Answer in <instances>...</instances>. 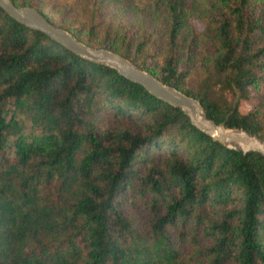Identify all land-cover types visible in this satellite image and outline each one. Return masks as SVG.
<instances>
[{"label":"trees","instance_id":"16d2710c","mask_svg":"<svg viewBox=\"0 0 264 264\" xmlns=\"http://www.w3.org/2000/svg\"><path fill=\"white\" fill-rule=\"evenodd\" d=\"M11 1L264 138V0ZM0 264H264V156L0 8Z\"/></svg>","mask_w":264,"mask_h":264},{"label":"water","instance_id":"95a60500","mask_svg":"<svg viewBox=\"0 0 264 264\" xmlns=\"http://www.w3.org/2000/svg\"><path fill=\"white\" fill-rule=\"evenodd\" d=\"M0 8L16 21L47 34L75 54L93 62L110 66L122 76L141 84L150 94L169 103L188 117L201 132L222 144L243 152H257L264 156V138L244 128H228L207 117L197 98L187 95L170 84L163 83L149 71L141 69L128 58L104 47H92L55 26L33 6L15 5L11 0H0Z\"/></svg>","mask_w":264,"mask_h":264},{"label":"rangeland","instance_id":"374dc122","mask_svg":"<svg viewBox=\"0 0 264 264\" xmlns=\"http://www.w3.org/2000/svg\"><path fill=\"white\" fill-rule=\"evenodd\" d=\"M192 23L194 24L197 30H200L203 26V24L196 19H192ZM207 89L209 96H214L216 94V90L212 88H207ZM222 94H224V96L228 99H233L235 97L234 93H232L231 91H226V92L223 91ZM238 100H239L238 109L241 112L247 111L254 104L253 98H248V99L239 98Z\"/></svg>","mask_w":264,"mask_h":264},{"label":"bare ground","instance_id":"6f19581e","mask_svg":"<svg viewBox=\"0 0 264 264\" xmlns=\"http://www.w3.org/2000/svg\"><path fill=\"white\" fill-rule=\"evenodd\" d=\"M222 125V124H221Z\"/></svg>","mask_w":264,"mask_h":264}]
</instances>
